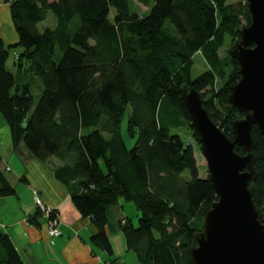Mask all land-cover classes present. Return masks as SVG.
Here are the masks:
<instances>
[{"label": "trees", "instance_id": "obj_1", "mask_svg": "<svg viewBox=\"0 0 264 264\" xmlns=\"http://www.w3.org/2000/svg\"><path fill=\"white\" fill-rule=\"evenodd\" d=\"M5 1L19 35L15 43L0 37V113L13 142L23 141L41 160L61 159L56 176L81 187L72 201L96 227L93 245L113 253L107 211L123 198L139 212L138 223L129 217L120 223L138 264H194L193 233L203 228L218 194L200 175L194 143L172 130H191L200 146L182 98L188 84L234 137L232 121L245 112L233 110L228 95L241 76L230 49L221 50L227 38L231 47L237 44L251 23L248 2L139 0L148 6L140 13L133 0ZM49 11L57 24L41 29ZM19 46V72L43 84L34 109L30 84L6 65ZM197 51L208 68L193 78ZM125 118L131 144L122 132ZM252 131L258 171L253 198L264 211V135L257 125ZM235 150L244 153L238 145ZM15 193L0 154V194ZM0 264H26L2 232ZM109 264L127 263L115 257Z\"/></svg>", "mask_w": 264, "mask_h": 264}, {"label": "water", "instance_id": "obj_2", "mask_svg": "<svg viewBox=\"0 0 264 264\" xmlns=\"http://www.w3.org/2000/svg\"><path fill=\"white\" fill-rule=\"evenodd\" d=\"M251 23L230 50L239 63V81L228 101L245 115L232 121L231 139L209 115L201 93L181 88L204 155L209 179L218 198L204 215L201 230L193 233L194 264H264V211L253 198L258 171L253 153V126L264 135V0H247ZM243 148V154L235 150Z\"/></svg>", "mask_w": 264, "mask_h": 264}, {"label": "crops", "instance_id": "obj_3", "mask_svg": "<svg viewBox=\"0 0 264 264\" xmlns=\"http://www.w3.org/2000/svg\"><path fill=\"white\" fill-rule=\"evenodd\" d=\"M3 14V15H2ZM0 37L6 43H15L19 35L13 23L10 4L0 0ZM35 79L33 75H31ZM1 119L0 154L9 182L16 193L0 194V232L7 233L26 264H109L119 258L127 264H138L137 256L128 250L121 221L132 218L121 198L107 211V234L113 247L110 254L93 245L91 236L96 227L89 217H84L72 201L81 191L77 181L62 182L56 176L61 159L52 156L41 160L21 141L15 144L9 126ZM4 119V118H3ZM34 190H38L43 202L59 213L62 233L50 237L44 213L35 202ZM133 219V218H132ZM134 221V220H133ZM129 259V261H128Z\"/></svg>", "mask_w": 264, "mask_h": 264}, {"label": "rangeland", "instance_id": "obj_4", "mask_svg": "<svg viewBox=\"0 0 264 264\" xmlns=\"http://www.w3.org/2000/svg\"><path fill=\"white\" fill-rule=\"evenodd\" d=\"M4 1V0H3ZM52 1V0H50ZM135 7L139 10L140 13H146L148 11V6L143 5L139 0H133ZM247 0H229L230 3L232 4H236L238 5L240 2L241 3H245ZM3 15V14H2ZM2 15L0 16V18H2ZM57 24V18L55 17V15L49 11L48 12V16L47 19L40 22L39 23V27L41 29H43L44 27L50 26V27H54ZM231 43L229 38H227L226 43L224 44L221 53L222 55L229 49H231ZM22 51V47H18L17 49H11L10 50V55L6 61V65L7 67L13 71V73L15 75H17V79L19 81H28V83L31 86V91L34 97V102H33V107L32 109H34V107L36 106V104L38 103L42 91H43V84L41 79L38 76H34L35 79L33 77H31V75H26L24 72H19L17 65L15 64V61L17 59L16 54ZM208 68L207 63L205 62L204 58L202 57V53L201 51H197L196 56H195V62H194V67H193V74L192 77L196 78L197 76H199L200 74H202L206 69ZM223 83L222 80H218L217 84H216V88L220 87V85ZM15 88V87H14ZM13 88V90H14ZM12 90V91H13ZM129 111H130V107H129ZM0 117L3 119L2 114L0 113ZM1 119H0V124H1ZM5 122V120H4ZM127 125H126V118L125 120H123L122 123V132L126 138V140L129 142V144H131L132 142L129 140L128 138V134H127ZM173 132H179L182 134V136L184 138H186L188 141H191L194 143V146L196 148V157H197V163L201 168V172L200 175L203 177H207L209 175V170H208V165H207V161L204 157V155L201 152V148L200 146H197L196 142L194 141L192 135H191V130L186 129L185 127H182L181 129H175L173 128L172 130ZM127 211L129 213V215H131V217L133 218L135 223H138V214L139 212L136 209V206L133 202L129 201L126 205ZM131 254H133V256L136 257L135 252L130 251ZM129 261V259H128Z\"/></svg>", "mask_w": 264, "mask_h": 264}, {"label": "built area", "instance_id": "obj_5", "mask_svg": "<svg viewBox=\"0 0 264 264\" xmlns=\"http://www.w3.org/2000/svg\"><path fill=\"white\" fill-rule=\"evenodd\" d=\"M34 198L35 202L38 206V208L46 215L47 220V231L49 236L52 237H57L60 236L62 231L59 228L60 224V216L57 211H55L52 207L46 205L43 200L41 199L38 190H34Z\"/></svg>", "mask_w": 264, "mask_h": 264}]
</instances>
